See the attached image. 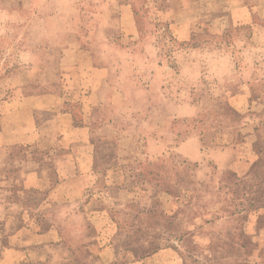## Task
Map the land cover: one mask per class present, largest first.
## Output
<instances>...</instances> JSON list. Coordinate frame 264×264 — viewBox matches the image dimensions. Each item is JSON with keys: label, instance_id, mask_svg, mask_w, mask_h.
I'll return each mask as SVG.
<instances>
[{"label": "rangeland", "instance_id": "rangeland-1", "mask_svg": "<svg viewBox=\"0 0 264 264\" xmlns=\"http://www.w3.org/2000/svg\"><path fill=\"white\" fill-rule=\"evenodd\" d=\"M124 1L133 26L117 19ZM101 11L111 20H98ZM68 12L109 40L110 78L124 96L104 106L118 130L92 124L108 176L97 187L109 184L110 205L116 187L127 190L110 211L125 223L116 241L123 259L167 248L184 264H264V0H0V102L13 93L6 77L19 51L56 42ZM192 148L199 159L186 155ZM38 250L16 249L0 264H89L41 260Z\"/></svg>", "mask_w": 264, "mask_h": 264}, {"label": "crops", "instance_id": "crops-1", "mask_svg": "<svg viewBox=\"0 0 264 264\" xmlns=\"http://www.w3.org/2000/svg\"><path fill=\"white\" fill-rule=\"evenodd\" d=\"M119 6L124 14L117 15L118 21L124 18L135 25L132 2ZM62 16L56 13V20ZM65 16L67 22H56V42L20 50L17 68L6 77L14 90L0 102V259L11 257L16 249L30 255L38 248L44 255L37 258L54 255L56 262L184 264L167 248L125 261L124 250L116 246L125 223L120 226L110 211L120 210V197L127 190L116 187L110 205L109 184L97 187L108 176L97 156L102 141L92 139V124L98 120L99 132L118 130L117 117L108 118L104 106L124 96L110 78L107 37L98 39L93 30H82L86 15ZM98 20L107 23L111 14L101 11ZM147 138L150 149L159 147L156 138ZM186 148V142L178 146L181 151ZM196 149L186 155L199 159ZM110 227L115 230L109 232ZM92 229L95 233L89 235ZM257 237L264 248V214ZM16 238L23 244L20 248L14 247Z\"/></svg>", "mask_w": 264, "mask_h": 264}]
</instances>
